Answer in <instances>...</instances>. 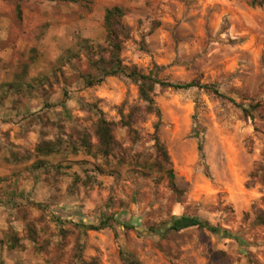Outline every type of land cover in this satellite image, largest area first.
Masks as SVG:
<instances>
[{"label":"rangeland","instance_id":"obj_1","mask_svg":"<svg viewBox=\"0 0 264 264\" xmlns=\"http://www.w3.org/2000/svg\"><path fill=\"white\" fill-rule=\"evenodd\" d=\"M113 4L124 8L129 32L119 42L123 65L166 81L154 85L153 103L127 74L92 86L82 77L100 76L92 61L110 58L103 19ZM92 12L93 35L71 30L75 46L36 72L49 80L39 84L38 102L30 101L34 90L15 93L0 83L2 102L14 96L18 108L5 121L21 126L12 142L13 128L1 124L2 144L15 146L24 170L0 191L2 213L17 221L8 225L7 241L33 249L38 264H264V2L0 0V75H28L38 56V49L18 46L30 40L28 29L46 18L73 24ZM98 44L100 51L89 49ZM193 80L214 83L218 92L167 84ZM101 117L114 123L109 155L98 148ZM56 138L64 144L57 153L37 154L38 143ZM114 213L118 221L101 229L73 221L98 225ZM180 214L229 234L170 229Z\"/></svg>","mask_w":264,"mask_h":264},{"label":"trees","instance_id":"obj_2","mask_svg":"<svg viewBox=\"0 0 264 264\" xmlns=\"http://www.w3.org/2000/svg\"><path fill=\"white\" fill-rule=\"evenodd\" d=\"M255 2V1H254ZM259 3H263V0H258ZM125 11L124 8L121 5L113 4L111 6H107L105 8L104 13V26L107 31V41L111 43L112 50L110 51V58L105 60L103 56H101L97 61H92V64L97 67V71L99 75H92L91 73H88L84 76V80L87 82L88 86H92L95 84H99L103 81L105 76H112L116 75L118 73H124L127 74L129 77H131L134 81H136L139 84V94L140 97L149 102L153 103L154 99L151 95V92L153 90V87L156 83H166V81H163L161 79H157L153 77L151 74L142 73L136 65L128 66L123 65L121 58L119 57V42L123 40V38L129 37V32L126 29V25L122 21V17L124 16ZM122 35V37H121ZM124 36V37H123ZM85 41V40H84ZM100 44L97 46H90L89 49L91 50H98L102 49ZM115 49V50H114ZM69 50V49H68ZM67 50V51H68ZM78 55H74L73 57H77ZM62 58V55L60 56ZM98 76V77H97ZM24 75H16V79L10 82H4L3 87L7 88L8 91H14L15 93H20L22 90L26 89L29 91L37 90L39 88V84L44 82H49L48 77L46 75L42 76H36L32 80H25ZM169 86L175 87V88H190L193 86H197L200 88H207L210 90H214L215 92H218V89L216 88L214 83H202L200 81H190L186 83H174V82H167ZM45 85V84H44ZM43 85V86H44ZM4 95V94H3ZM3 95L0 94V103L3 101ZM250 106L253 108L255 105L252 103ZM245 110H247L245 108ZM250 112V109H248ZM113 122L108 121L105 118L101 117L100 121L98 122L97 128H96V134L98 137V148L99 151L103 152L104 154L109 155L112 152V149L116 143V139L113 133ZM82 143H80L83 147L88 146V139L85 137H81ZM68 144H70L69 141H67ZM63 142L60 138L56 139H49L44 140L40 143H38L35 147L37 154L41 155H51L53 153H57L61 147ZM160 152L165 158H168L167 152L163 147H160ZM166 173L175 188V174L172 168L165 169ZM115 220L118 221V214H108L104 219L101 220L100 224L95 225L94 223L87 224L82 221H74V223L80 227H85L88 229H101L107 226V224L111 221ZM126 226L130 227H136L137 224L135 223H126ZM198 226L202 228H206L207 230L213 232V233H220L225 236H227L228 230L224 229L222 227L213 225L209 223L207 220L202 219L199 216L191 215V214H180V215H173L169 228L173 230H182L189 227ZM36 237L32 236V239ZM10 241V246L15 247L16 242L18 239H15L12 237V239H8ZM82 264H92L91 262L83 261ZM130 264H141L138 261H135L134 259H130Z\"/></svg>","mask_w":264,"mask_h":264},{"label":"crops","instance_id":"obj_3","mask_svg":"<svg viewBox=\"0 0 264 264\" xmlns=\"http://www.w3.org/2000/svg\"><path fill=\"white\" fill-rule=\"evenodd\" d=\"M49 10L46 8H40L39 13L48 12ZM37 12V11H34ZM38 13V14H39ZM95 16V12L89 14H82V18H78L76 22L73 24L71 22H65L62 20L60 23H48L52 21L51 18L45 19V24H37L35 27L28 29L30 34V40L25 39L20 45L19 48L29 53L32 48L38 49V56L36 59L30 62V67L28 68L27 78L29 80L38 76L36 72H44L46 67L51 63V61L59 58L64 51L75 46L73 39L70 36V31L79 29L82 30V36L89 37L92 36L96 28L97 22L93 20ZM72 26L74 29H72ZM0 75V83L10 82L16 79V75ZM33 91V90H32ZM21 94V93H20ZM38 102V89L30 92V101ZM22 97V95H21ZM15 97L12 96V101L9 103L3 102L0 103V125L3 123H8L10 127L8 133V140L12 142H18L16 140V133L18 129L21 128L20 124H16L13 122H6L5 119L10 117L14 118L16 115V111L18 112V108L15 105ZM22 99V98H21ZM37 104V103H36ZM7 126V125H6ZM5 129V130H6ZM1 136V135H0ZM5 140L4 137H0V191L7 189L8 184H15L16 178L19 174H23L24 170L20 166L21 160H17V153L15 151V146L12 144L8 151L5 148V142L2 144V141ZM16 140V141H15ZM32 164V163H31ZM34 170V169H32ZM35 174V173H34ZM13 177V179H9ZM35 180L32 179L30 184L34 186ZM2 203H0V264H38L37 260L34 259L33 253L34 250L30 248H18L17 246L11 247L9 246L11 243L7 241L6 232L11 225H15L17 221L11 220L9 221L2 213ZM9 225V226H8ZM9 246V248H8Z\"/></svg>","mask_w":264,"mask_h":264}]
</instances>
